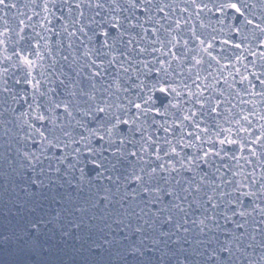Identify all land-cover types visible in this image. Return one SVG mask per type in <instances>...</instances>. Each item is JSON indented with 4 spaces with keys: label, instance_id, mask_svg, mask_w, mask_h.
I'll return each mask as SVG.
<instances>
[{
    "label": "snow or ice",
    "instance_id": "1",
    "mask_svg": "<svg viewBox=\"0 0 264 264\" xmlns=\"http://www.w3.org/2000/svg\"><path fill=\"white\" fill-rule=\"evenodd\" d=\"M0 11V202L30 216L0 240L43 256L58 237L82 264H264V0Z\"/></svg>",
    "mask_w": 264,
    "mask_h": 264
},
{
    "label": "water",
    "instance_id": "2",
    "mask_svg": "<svg viewBox=\"0 0 264 264\" xmlns=\"http://www.w3.org/2000/svg\"><path fill=\"white\" fill-rule=\"evenodd\" d=\"M18 4H23L24 0H13ZM4 11L7 12V16L4 17ZM0 11V17L8 19L10 26H15L18 23V13L25 12L23 7L17 9H11ZM31 15L30 12L27 13ZM24 18L23 16L19 17ZM35 17L33 20L35 21ZM2 24V20H0ZM30 29H26V32ZM30 216L27 212L18 211L17 207L12 203L0 202V235H10L13 231H18L24 226L26 220ZM51 227V226H49ZM45 236H51V233H46ZM45 237H42V239ZM58 237L50 240V244L53 247L46 251L43 256L33 255L28 252L21 253L17 250L14 242H5L0 240V264H82L79 256L74 255L70 251H64L63 246L57 247ZM45 248L48 249L49 245L45 244Z\"/></svg>",
    "mask_w": 264,
    "mask_h": 264
}]
</instances>
